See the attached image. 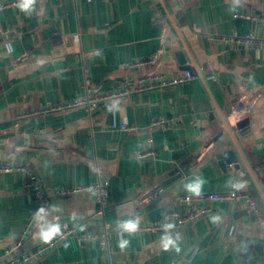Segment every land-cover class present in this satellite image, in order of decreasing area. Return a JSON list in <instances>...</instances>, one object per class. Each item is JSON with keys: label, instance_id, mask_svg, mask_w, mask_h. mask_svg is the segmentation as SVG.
<instances>
[{"label": "crops", "instance_id": "0c3cea01", "mask_svg": "<svg viewBox=\"0 0 264 264\" xmlns=\"http://www.w3.org/2000/svg\"><path fill=\"white\" fill-rule=\"evenodd\" d=\"M20 3L0 10V163L27 166L48 199L24 243L42 241L54 227L55 234L68 225L79 233L103 229L63 219L94 207L92 189L60 192L101 178L105 206L139 200L126 223L159 221L191 188L248 190L264 215V44L236 41L253 32L262 42L264 21L234 15L264 16V0H34L26 11ZM178 51L191 80L110 99L91 112L83 105L40 111L83 94L81 56L95 92L105 93L125 76L184 70ZM155 52L152 65L126 69ZM161 115L173 119L152 124ZM245 116L248 126L238 129ZM123 122L135 128L123 130ZM147 147L154 155L138 158ZM225 149L238 168H221ZM27 179L0 173V264L14 257L6 250L34 207ZM209 208L178 230L119 234L106 223L107 251L67 235L25 264H264L263 233L247 206L215 201Z\"/></svg>", "mask_w": 264, "mask_h": 264}, {"label": "built area", "instance_id": "2783aa9c", "mask_svg": "<svg viewBox=\"0 0 264 264\" xmlns=\"http://www.w3.org/2000/svg\"><path fill=\"white\" fill-rule=\"evenodd\" d=\"M18 1L21 0H0V10L10 7L16 4V2ZM234 15L250 18L252 20L264 21V16L248 14L246 12H236ZM79 38V32L72 34V39L74 41H78ZM236 41L264 44V40L262 42H259L260 40L256 38L253 32L244 34L242 37L237 38ZM157 58V52L148 56L136 57L132 60L127 61L125 67L127 70L138 69L144 66L152 65L157 61ZM80 63L82 69L83 94L81 96H76L66 102L46 106L40 109V111L52 112L58 109L83 105L86 106L88 111L91 112L100 103L110 99L125 96L133 92L169 87L194 78V74L188 69H184L177 73L153 72L140 76H125L120 81H118L117 87L114 90L105 93H97L95 92L90 80L89 65L85 56H81ZM172 119L173 118L171 116L161 115L155 118L152 121V124H167ZM120 128L123 130H130L134 129L135 127L127 124L126 122H123L120 124ZM147 141L151 143V137L147 138ZM153 155L154 150L148 147L145 150L138 152L137 154L138 158L149 156L151 157ZM11 171L23 172L27 174L28 179L25 182L24 186L27 190H31L34 194V207L26 217L24 228L18 236L16 243L6 250V255L10 256L13 251L21 247L24 241L32 234L35 226L34 224L41 212V209L48 205V199L40 181L31 174V171L27 166H17L7 163H0V173ZM107 184V180L99 179L98 181L90 183L88 185L79 186L71 190H61L60 192L69 193L80 191L85 188H90L94 191L96 202H99L104 206L107 194ZM215 201H222L226 203L240 202L245 204L249 211L256 218V221L264 237V215L255 196L248 190L199 192V195H197L195 192L186 193L180 196L178 201V208L167 209L163 217L159 221L151 222L145 225L125 222L116 225L115 231L121 234L123 232H131L136 230H178L183 225L191 223L199 216L204 215L210 209L209 204ZM67 235L74 236L78 241L96 242L100 249H103L104 251L108 250L109 231L107 230V228H105V226L99 231H86L83 233H79L76 231L73 225H68L65 226L58 234H55L49 241L45 242L44 240H42L30 246L28 245L23 253L14 257H10L7 260L6 264H25L32 259L40 256L45 249L55 246L58 241H60Z\"/></svg>", "mask_w": 264, "mask_h": 264}, {"label": "water", "instance_id": "95a60500", "mask_svg": "<svg viewBox=\"0 0 264 264\" xmlns=\"http://www.w3.org/2000/svg\"><path fill=\"white\" fill-rule=\"evenodd\" d=\"M177 53V62L181 64L182 69H188L189 67L185 64V57L182 55L181 51ZM249 117H241L235 121V126L238 129H245L248 126ZM219 164L223 170H226V165H232L234 168L239 167L238 158L232 149H225L222 153V158L219 160ZM103 180V178H101ZM158 187H155L157 190ZM139 200L132 199L125 202H119L113 206H103L101 203L96 202L94 207L86 212L85 215L76 216H65L63 219L66 222H82L84 226H106V223H111L113 225H119L129 221L130 218L134 217L135 209L139 205ZM188 224L183 225L185 227ZM195 241V239L193 240ZM29 242L26 241L19 249L13 251L11 256H17L24 252L25 248L28 247ZM249 250H247L245 256Z\"/></svg>", "mask_w": 264, "mask_h": 264}, {"label": "clouds", "instance_id": "9594fccd", "mask_svg": "<svg viewBox=\"0 0 264 264\" xmlns=\"http://www.w3.org/2000/svg\"><path fill=\"white\" fill-rule=\"evenodd\" d=\"M34 3V0H21V3L19 4V7L21 10L26 11L30 8V6ZM191 188V186H190ZM192 191H194L197 195H199V191L198 189H193L191 188ZM41 211H43V209H41ZM59 231L58 228L54 227L51 228L48 231H42L41 233V237L42 239L47 242L49 241L55 233H57ZM168 243H172L171 241H168ZM125 244H127V241L122 242L121 247H123Z\"/></svg>", "mask_w": 264, "mask_h": 264}]
</instances>
